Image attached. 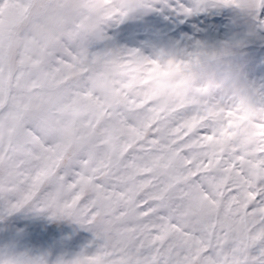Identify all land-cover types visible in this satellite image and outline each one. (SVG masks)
I'll list each match as a JSON object with an SVG mask.
<instances>
[{"label":"snow or ice","instance_id":"1","mask_svg":"<svg viewBox=\"0 0 264 264\" xmlns=\"http://www.w3.org/2000/svg\"><path fill=\"white\" fill-rule=\"evenodd\" d=\"M52 7L0 0V20L11 10L26 43ZM116 7L86 50L61 38L47 53L49 71L66 65L80 72L73 94L96 105L74 121L52 181L41 188L47 170L23 157L0 173V220L30 213L91 238L78 251L38 250L23 242L27 227L9 226L0 264H264V54L244 51L249 42L264 44V0H130ZM217 15L239 30L214 45L192 37L125 48L115 39L114 30L130 21ZM113 54L124 71L101 95L93 68ZM156 69L181 74L154 88L144 81ZM14 99L0 91V116ZM28 128L27 148L38 161L52 141Z\"/></svg>","mask_w":264,"mask_h":264},{"label":"rangeland","instance_id":"2","mask_svg":"<svg viewBox=\"0 0 264 264\" xmlns=\"http://www.w3.org/2000/svg\"><path fill=\"white\" fill-rule=\"evenodd\" d=\"M43 2L54 7L47 9L43 19L33 25L34 35L26 43L18 34L17 19L11 10L7 19L0 20V91L15 98L9 112L0 116V131L3 132L0 140L6 150L0 153V173L5 172V165L14 169L19 157L24 158L25 164L36 161L47 170L41 188L50 183L55 175L56 169L52 165L63 163L65 148L73 142L74 121L88 115L96 106L90 98L73 94L80 72L66 65L49 71L46 67L47 53L61 45V38L86 50L87 44L98 39L103 27L114 18L118 11L116 5L129 3L130 0ZM238 30L228 16L217 15L199 21L190 19L181 22L153 16L147 25L130 21L114 31L120 47L134 48L148 41L157 45L186 44L192 37L214 45L235 35ZM244 51L246 54L251 51L264 54V44L249 42ZM123 71L114 54L98 60L93 68L92 84L101 95H107L112 81ZM180 74L179 69L173 72L156 69L144 83L152 82L154 88H159L162 81ZM70 94H73L71 99ZM9 125L13 126L10 135ZM29 125L52 141L51 149L41 148L38 161L27 148L31 137ZM31 142L38 143L34 137ZM9 226L27 227L23 242L38 250L78 251L91 238L89 232L75 229L67 222L49 221L21 212L9 216L6 221L0 220V243L10 238Z\"/></svg>","mask_w":264,"mask_h":264}]
</instances>
